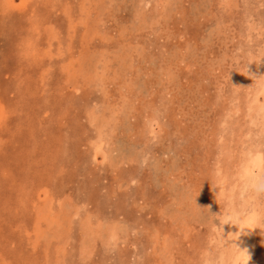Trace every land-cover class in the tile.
Wrapping results in <instances>:
<instances>
[{"label":"rangeland","instance_id":"374dc122","mask_svg":"<svg viewBox=\"0 0 264 264\" xmlns=\"http://www.w3.org/2000/svg\"><path fill=\"white\" fill-rule=\"evenodd\" d=\"M262 178L264 0H0V264H210Z\"/></svg>","mask_w":264,"mask_h":264},{"label":"clouds","instance_id":"9594fccd","mask_svg":"<svg viewBox=\"0 0 264 264\" xmlns=\"http://www.w3.org/2000/svg\"><path fill=\"white\" fill-rule=\"evenodd\" d=\"M254 190L258 195H264V178L257 182ZM209 222L216 236L214 246L219 257L206 256L205 259L210 264H249L251 254L248 248H242L237 241L242 234H246V230L255 228L264 230V220L241 221L239 218L221 212L210 216ZM225 225L237 226L238 231H229L225 234Z\"/></svg>","mask_w":264,"mask_h":264}]
</instances>
